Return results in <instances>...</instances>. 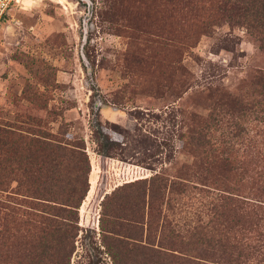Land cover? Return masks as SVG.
I'll return each mask as SVG.
<instances>
[{
  "label": "rangeland",
  "instance_id": "374dc122",
  "mask_svg": "<svg viewBox=\"0 0 264 264\" xmlns=\"http://www.w3.org/2000/svg\"><path fill=\"white\" fill-rule=\"evenodd\" d=\"M85 1L10 6L0 21V121L18 127L35 116L50 134L61 126L86 156L88 190L68 264H140L116 251L114 233L152 248L171 249L174 238L187 244L193 227L214 218L216 196L237 187L220 159L246 168L254 151L264 156L261 114L245 108L264 52L242 26L224 22L191 45L183 29L170 41L159 0ZM25 91L41 99L30 104ZM151 177L166 188L153 191L149 207L131 190L101 210L105 195ZM188 242L165 252L214 259Z\"/></svg>",
  "mask_w": 264,
  "mask_h": 264
},
{
  "label": "trees",
  "instance_id": "16d2710c",
  "mask_svg": "<svg viewBox=\"0 0 264 264\" xmlns=\"http://www.w3.org/2000/svg\"><path fill=\"white\" fill-rule=\"evenodd\" d=\"M159 5L168 11L170 41L176 40L175 29H183L182 41L191 45L211 25L224 22L242 26L264 52V0H159ZM24 99L36 104L41 98L25 91ZM245 108L260 113L264 122V68L251 75ZM17 124L0 121V264H68L79 230L78 208L88 190L86 156L64 138L61 126L55 134L45 133L40 119L30 115ZM220 163L237 187L227 191L232 195H217L214 218L193 227L186 238L187 244L197 240L209 248L214 259L170 254L173 246L187 247L175 238L171 249L159 243L152 248L129 243L113 230L116 251L133 254L140 264H264V156L254 151L246 168L223 158ZM165 188L161 178L135 180L105 195L101 210L117 193L131 190L140 207L145 197L149 207L153 191ZM120 216L113 214V219Z\"/></svg>",
  "mask_w": 264,
  "mask_h": 264
},
{
  "label": "built area",
  "instance_id": "2783aa9c",
  "mask_svg": "<svg viewBox=\"0 0 264 264\" xmlns=\"http://www.w3.org/2000/svg\"><path fill=\"white\" fill-rule=\"evenodd\" d=\"M14 2L16 0H0V21L7 14V11Z\"/></svg>",
  "mask_w": 264,
  "mask_h": 264
},
{
  "label": "water",
  "instance_id": "95a60500",
  "mask_svg": "<svg viewBox=\"0 0 264 264\" xmlns=\"http://www.w3.org/2000/svg\"><path fill=\"white\" fill-rule=\"evenodd\" d=\"M81 1H84V2H86L85 0H81ZM87 3V2H86ZM88 69V68H87Z\"/></svg>",
  "mask_w": 264,
  "mask_h": 264
}]
</instances>
